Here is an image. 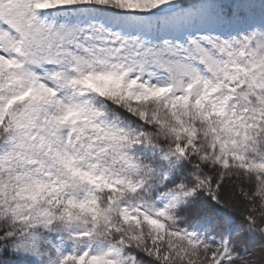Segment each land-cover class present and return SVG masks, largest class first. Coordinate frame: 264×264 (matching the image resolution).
<instances>
[{
  "label": "snow or ice",
  "instance_id": "1",
  "mask_svg": "<svg viewBox=\"0 0 264 264\" xmlns=\"http://www.w3.org/2000/svg\"><path fill=\"white\" fill-rule=\"evenodd\" d=\"M0 264H264V0H0Z\"/></svg>",
  "mask_w": 264,
  "mask_h": 264
}]
</instances>
